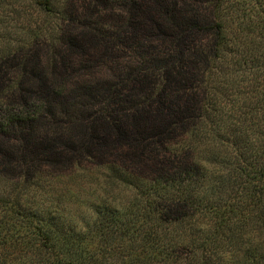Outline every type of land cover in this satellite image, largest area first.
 Instances as JSON below:
<instances>
[{
  "label": "trees",
  "instance_id": "1",
  "mask_svg": "<svg viewBox=\"0 0 264 264\" xmlns=\"http://www.w3.org/2000/svg\"><path fill=\"white\" fill-rule=\"evenodd\" d=\"M30 1L48 10L60 2ZM152 1L144 25L158 46L142 48L126 72L141 95L124 100L108 81L94 91L102 107L88 113L106 131L105 146L111 130L115 141L128 136V118L148 122L142 130L153 136L127 143L138 163L160 166L143 182L104 164L133 193L125 203L90 205L95 219L83 233L56 201L0 198V264H264V4ZM54 52L45 80L57 81ZM59 87L48 90L43 116L73 109L56 100ZM51 122L48 129L64 125ZM70 153L77 166L105 157L90 140Z\"/></svg>",
  "mask_w": 264,
  "mask_h": 264
},
{
  "label": "rangeland",
  "instance_id": "2",
  "mask_svg": "<svg viewBox=\"0 0 264 264\" xmlns=\"http://www.w3.org/2000/svg\"><path fill=\"white\" fill-rule=\"evenodd\" d=\"M152 2L72 0L62 4L60 0L48 10L30 0L0 1V35H6L0 39V198L19 194L23 202L35 200L54 208L56 201L57 208L83 233L84 225L95 219L90 205L125 203L133 193L130 185L112 181L104 164L115 165L135 181L151 178L160 165L149 158L138 163L127 143L140 136L151 138L153 130L141 127L149 123L128 118L124 121L127 137L115 141L118 134L111 130L112 142L99 145L108 137L88 112L102 107L94 91L108 81L118 85L124 100L141 95V83L126 72L128 66L136 65L142 48L158 46L144 25ZM241 4H264V0ZM53 50L59 56L50 76L57 81L43 77L51 67L46 59ZM57 84L61 94L56 100L64 98L74 107L65 116H43L48 90H56ZM59 117L62 127L54 122ZM47 118L55 124L49 129L44 123ZM89 140L97 142L105 157L98 163V158H86L77 166L67 157ZM149 140L154 142V137Z\"/></svg>",
  "mask_w": 264,
  "mask_h": 264
}]
</instances>
